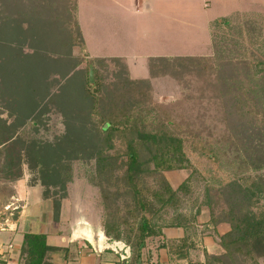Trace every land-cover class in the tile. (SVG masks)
Segmentation results:
<instances>
[{
    "label": "trees",
    "instance_id": "16d2710c",
    "mask_svg": "<svg viewBox=\"0 0 264 264\" xmlns=\"http://www.w3.org/2000/svg\"><path fill=\"white\" fill-rule=\"evenodd\" d=\"M2 2L0 86L6 90L15 86L5 104L8 107L11 103L18 119L10 125L0 119V185H14L23 179L24 166H27L33 173L30 185L46 188L43 197L51 200L53 221L57 224L63 200L68 196L67 186L73 179L74 162L94 160L91 183L102 194L108 192L105 197L116 194V198L124 197L132 202L128 211L131 219L121 216V206L112 208L114 211L111 204L104 206L108 214L101 222L104 235L111 241L124 242L131 250L130 257L117 264H141L150 239L164 237L165 228L187 229L195 221V215L182 211L184 199L193 193L195 170L176 189L167 174L193 169L188 152L192 156L205 155L219 171L223 172L226 162L234 166L226 180L213 176L204 186L199 211L204 208L209 212L212 227L222 223L230 226V231L218 238L217 252L205 253V264H264V62L244 60L241 64L238 61L229 70L225 63L216 65V71H221L217 83L225 85L217 99L220 103L215 104L218 110L220 106L224 120L226 136L222 141H212L214 136L209 128L206 138L194 128L188 134L177 133L171 129L170 121L160 122L159 128H154L158 120L150 79L169 76L170 71L189 70L193 64L201 68L200 63L213 61L210 56L150 59V78L142 80L129 77L123 58H93L87 62L81 78L70 77L58 92L49 94L46 72L49 66L44 65L43 69L31 60L32 56L41 54L37 48L33 53H26L24 49L20 52L16 40L12 39L13 31L22 33L23 25L30 26L27 21L31 22L34 17L38 21L51 20L67 26L72 43L84 50L77 20L78 0ZM104 63L115 64L120 69L117 72L123 75L116 83L117 94L98 75L99 64ZM80 64L83 62L68 63V69L60 74L61 79L66 80ZM91 67L94 83L90 80ZM34 86L43 87L46 95L34 96L31 91ZM54 108L63 116L65 133L61 137L44 142L21 133L30 119L36 127L43 110ZM116 146L125 150V161L120 165L111 154L117 150ZM107 184L109 188H105ZM113 187L116 188L113 190ZM14 194L12 191L10 196ZM146 212H173V216L156 220L148 218ZM159 248L180 259H188L193 245L186 236L178 241H164ZM59 250L47 244L45 235L25 233L19 259L22 264H51L48 254Z\"/></svg>",
    "mask_w": 264,
    "mask_h": 264
},
{
    "label": "rangeland",
    "instance_id": "374dc122",
    "mask_svg": "<svg viewBox=\"0 0 264 264\" xmlns=\"http://www.w3.org/2000/svg\"><path fill=\"white\" fill-rule=\"evenodd\" d=\"M115 1L131 8L133 13L122 12L124 9ZM208 1L206 6L200 4L202 2L196 5V2L185 0H166L164 3L160 1L154 4L158 12L143 18L144 15L140 16V14L144 6L139 9L135 0H78L77 20L85 44L84 50L72 43L67 26L62 23L56 24L51 20L46 22L42 18L38 21L36 17L31 22L27 21V25L30 26L23 25L22 33L13 31L12 39L16 40L17 44L13 43L19 47L20 52L24 49L26 53H33L35 48H37L36 51L41 52L38 56H32L31 60L37 62L36 65L39 64L38 66L43 69L44 65L49 66L46 70L49 74L47 78L49 94L58 92L70 77L81 78L87 62L93 58L125 56L128 62L129 77L144 79L148 75V60L151 57L210 56L213 61L200 63L201 68L193 64L194 66L189 70L170 71L169 76L152 79L151 97L152 103L156 104V119L158 120L154 128H159L160 122L170 121L171 129L177 133L188 134L194 128L203 132L201 135L203 138L207 137L206 131L211 129L214 136L212 141L218 142L222 141L226 135L223 116L219 112L221 108L219 106L218 110L215 104L220 103L217 99L225 85H218L217 81H219L221 71H216L215 67L218 63H225L224 66L229 70L233 67L232 64L238 61L241 64H244V60H252L254 63L258 60L264 62V0ZM2 4L4 3L0 0V6ZM143 4L145 5L146 2L143 1ZM38 9L39 7L34 10ZM66 58L67 61H65ZM80 61L83 64L71 71L66 80H62L60 74L68 69V63L74 65ZM108 64L97 66L98 75L103 82L112 85L114 93L117 94L116 83L123 75L117 72L120 69L115 64ZM94 81L95 73L92 83ZM14 88L15 86L6 90L4 86H0V119L7 125L18 119L11 103H8V107L5 104V101L11 99L9 94L14 93ZM31 91L34 96L41 98L46 95L44 88L40 86L32 87ZM36 112L37 110L34 116ZM43 112L41 122L39 121L36 127H33L30 119L27 126L19 131L23 129L21 131L23 135L39 141L53 142L65 133L63 116L55 108L53 110L44 109ZM200 128L204 129L199 130ZM116 147L117 150L112 151L111 154L114 162L120 165L125 161V150L121 146ZM188 154L193 169L173 171L167 176L173 188L176 189L195 170L196 180L192 184L193 193L184 199L182 207L184 214L194 215L202 200L206 180L208 181L213 176L226 180L227 174L234 166L226 162L222 172L205 155L194 154L192 156L190 152ZM229 159L233 161L232 158ZM95 164L94 160L74 162L73 179L67 186L68 196L62 203L65 213L73 215L74 209L75 211L80 210L81 216L102 226L101 222H104L108 215L104 206L111 204V211H114L112 208L116 209L117 206H121V216L131 219L128 212L132 208L130 199L125 200L124 197L118 199L115 197L116 194L105 197L108 192L102 194L101 190L91 183ZM32 177V171L24 166L23 179L14 185L8 184L5 187L0 185V223L5 225L7 231L11 229L12 222L20 217L22 211L17 200V185L23 181L25 185L31 186ZM150 184L153 183L150 181ZM104 186L109 188L108 184ZM115 188L113 187V190ZM42 189L44 192L46 188L42 187ZM12 191L15 192L13 197L10 196ZM49 201L52 203L51 200ZM146 216L154 217L156 220L170 219L173 212H146ZM6 242L12 243L11 241ZM106 243L120 253H131L129 246L124 242L111 241L107 238ZM9 261L12 260L4 264H10ZM13 261L15 264H22L19 257Z\"/></svg>",
    "mask_w": 264,
    "mask_h": 264
},
{
    "label": "crops",
    "instance_id": "0c3cea01",
    "mask_svg": "<svg viewBox=\"0 0 264 264\" xmlns=\"http://www.w3.org/2000/svg\"><path fill=\"white\" fill-rule=\"evenodd\" d=\"M143 1L146 2L145 5ZM160 1L164 3L166 0H135L136 4L139 5V9L144 6L142 14H140V16L144 15L143 18L157 13L158 8L154 4L160 3ZM185 1L196 2V5L202 2L200 4H203V6H206L209 2L208 0ZM115 3L124 9V11L121 9L120 11L126 12V14L133 13L131 8L124 6L119 1H115ZM117 58L127 60L125 56ZM162 58L173 59L156 56L149 58L148 62L150 59ZM148 78H150L149 69L148 75L144 79ZM152 79L150 80L152 81ZM19 183L20 185H17V200L22 209L20 217L12 222L9 231L1 234L2 240L11 241L14 245V250L7 255V261L12 260L9 261L10 264H15L13 259L19 257L25 233L43 234L47 237V244L49 246L60 249L57 252L48 254L51 264H117L130 257V253H120L107 245V238L103 233L102 226L92 222V220H89L85 216H81L80 210H76L79 211L76 212L74 209L73 215H67L64 211V204H62L60 220L57 224L54 223L52 203L44 199L42 187L25 185L23 181ZM194 215L196 216L195 221L187 229L180 227L165 228L163 229L164 237L150 239L143 251L141 264H205V253L213 254L217 252V240L230 231V226L226 223H222L216 227L210 226L209 212L204 208L199 211L198 207ZM186 236L190 238L193 245L188 259H180L177 256L169 254L167 249L159 248L164 241H178Z\"/></svg>",
    "mask_w": 264,
    "mask_h": 264
},
{
    "label": "built area",
    "instance_id": "2783aa9c",
    "mask_svg": "<svg viewBox=\"0 0 264 264\" xmlns=\"http://www.w3.org/2000/svg\"><path fill=\"white\" fill-rule=\"evenodd\" d=\"M7 229L3 223H0V264L7 261V255L14 250L13 243H8L1 239V234L6 232Z\"/></svg>",
    "mask_w": 264,
    "mask_h": 264
},
{
    "label": "water",
    "instance_id": "95a60500",
    "mask_svg": "<svg viewBox=\"0 0 264 264\" xmlns=\"http://www.w3.org/2000/svg\"><path fill=\"white\" fill-rule=\"evenodd\" d=\"M90 80H91V82H93V80H94V71H93V67L90 68Z\"/></svg>",
    "mask_w": 264,
    "mask_h": 264
}]
</instances>
